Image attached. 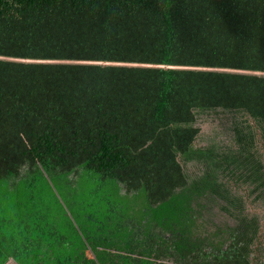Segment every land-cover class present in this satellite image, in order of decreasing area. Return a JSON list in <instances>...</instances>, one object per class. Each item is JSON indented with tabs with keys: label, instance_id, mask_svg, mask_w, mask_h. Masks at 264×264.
Masks as SVG:
<instances>
[{
	"label": "trees",
	"instance_id": "trees-1",
	"mask_svg": "<svg viewBox=\"0 0 264 264\" xmlns=\"http://www.w3.org/2000/svg\"><path fill=\"white\" fill-rule=\"evenodd\" d=\"M0 57L94 63L0 59V264H264V0H0Z\"/></svg>",
	"mask_w": 264,
	"mask_h": 264
},
{
	"label": "rangeland",
	"instance_id": "rangeland-1",
	"mask_svg": "<svg viewBox=\"0 0 264 264\" xmlns=\"http://www.w3.org/2000/svg\"><path fill=\"white\" fill-rule=\"evenodd\" d=\"M202 131L204 134H212L213 132H217L220 135V138L224 141L229 139V125L227 121H223L222 123H219L215 121H209L205 123L202 126ZM259 150L261 155H263V161H264V144L261 142L259 138ZM242 194L246 195V198L249 197V189L248 187L242 186L241 187ZM246 209L249 214L252 216H256L260 220V224H262V234H264V198L260 201H254L253 198L250 200H246ZM262 251H264V247L262 248ZM8 264H14L12 261H10Z\"/></svg>",
	"mask_w": 264,
	"mask_h": 264
},
{
	"label": "water",
	"instance_id": "water-1",
	"mask_svg": "<svg viewBox=\"0 0 264 264\" xmlns=\"http://www.w3.org/2000/svg\"><path fill=\"white\" fill-rule=\"evenodd\" d=\"M1 60L4 61H15V62H25V63H34V64H94V63H88V62H68V61H32V60H18V59H12V58H1ZM103 64V63H102ZM105 65V64H103ZM118 66H121V64H117ZM135 66V65H131ZM140 66V65H138ZM142 66V65H141ZM193 69V68H192ZM194 70V69H193ZM221 72V71H220ZM230 73H237L238 71H227ZM245 74H251V75H258V76H263L264 74L261 73H246Z\"/></svg>",
	"mask_w": 264,
	"mask_h": 264
},
{
	"label": "crops",
	"instance_id": "crops-1",
	"mask_svg": "<svg viewBox=\"0 0 264 264\" xmlns=\"http://www.w3.org/2000/svg\"><path fill=\"white\" fill-rule=\"evenodd\" d=\"M8 263H9V262H8ZM8 263H7V264H8Z\"/></svg>",
	"mask_w": 264,
	"mask_h": 264
}]
</instances>
